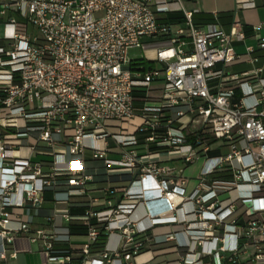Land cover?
Masks as SVG:
<instances>
[{
  "label": "built area",
  "instance_id": "1",
  "mask_svg": "<svg viewBox=\"0 0 264 264\" xmlns=\"http://www.w3.org/2000/svg\"><path fill=\"white\" fill-rule=\"evenodd\" d=\"M172 11L183 21L159 20ZM193 14L180 0H0V264L15 256L10 245L18 236L42 244L45 264L70 261V254L58 253L62 243L79 250L80 264L136 254L145 246L139 239L145 229L131 214L152 201L164 205L146 215L152 226L198 224L185 229L200 248L181 257L183 264L204 256L264 264V69L228 73L231 64L254 62V49L236 53L232 39L244 33L235 25L225 32L217 13L206 23ZM146 39L162 42L150 59L159 68L131 64L128 50ZM258 48L264 49V37ZM135 118L133 131L122 127ZM44 153L51 159L31 158ZM173 156L187 165L203 158L190 190L187 178L164 163ZM121 174L131 178L115 204L109 185L103 196L88 195L99 181ZM48 188L88 195L86 209L80 215L56 209L48 229L32 231L22 209L40 208ZM233 189L235 198L223 204ZM185 204L191 207L179 219L175 213ZM57 216L82 223L86 233L60 238ZM101 231L120 241L93 257Z\"/></svg>",
  "mask_w": 264,
  "mask_h": 264
},
{
  "label": "crops",
  "instance_id": "2",
  "mask_svg": "<svg viewBox=\"0 0 264 264\" xmlns=\"http://www.w3.org/2000/svg\"><path fill=\"white\" fill-rule=\"evenodd\" d=\"M186 10L193 11V20L198 23H206L212 20V14L217 13V20L225 32H230L235 25L244 33V38L238 40L232 39V45L236 53L244 54L248 47L254 49L252 56L256 57L254 62L242 61L229 65L226 69L228 73H243L250 72L254 68L261 67L264 69V49L258 48L260 38L264 37V0H253L255 6L252 8H241L238 5V0H180ZM174 6V5H173ZM179 12V11H177ZM166 14V13H165ZM160 15L159 17L164 16ZM6 18V16H4ZM28 30V28H27ZM32 31L33 28H32ZM31 31V32H32ZM145 60L144 58H141ZM149 61H152L149 59ZM153 62V61H152ZM155 63V62H153ZM264 77V71H262ZM59 138V136H56ZM23 152L26 149L22 150ZM110 156H113L110 154ZM33 161L46 162L51 159L49 154H33L31 156ZM169 159L164 160L168 164ZM91 166L96 162L88 163ZM203 164V163H202ZM209 164V163H208ZM206 164V166L208 165ZM187 165V164H185ZM184 173L183 168L180 171ZM223 174V172H215L213 176ZM127 174L113 175L109 177L108 182L99 181L97 188L90 191V196H103L102 187L109 185L114 189V193L109 197L111 204H115L121 197L122 189L130 180ZM193 179V177H192ZM186 190H190L191 182L187 179L185 186ZM88 195L83 196H68L63 190H52L50 188L44 191V201L40 208L24 207L22 214L29 220L31 230L44 226L49 228L47 224V217L50 216L56 209H67L71 214L80 215L86 209V201ZM190 204H185L182 210H178L175 214L181 219L183 213L189 210ZM164 205L160 201H152L149 203L138 204L131 214V218L137 220L139 228H144L145 231L139 234V237L145 241V246L136 254L130 251H123L119 257L112 258L106 264H183L184 256L190 257L193 252L199 250V245L195 238L192 239L185 229L197 227V223H182V222H167L150 224V220L146 218L149 212H161ZM243 220L242 218H240ZM78 222V221H73ZM65 222L60 216L55 220L54 231L60 238H64L67 232ZM15 225V223H11ZM79 235V234H77ZM171 235V238L167 236ZM150 238V240H148ZM120 238L118 234L112 233L106 235L102 242L103 248L113 249L119 244ZM187 245V248H179L178 244ZM191 248L192 252H191ZM10 250L15 252V256H8L1 264H45L47 262V255L43 250L40 242H31L25 236H18L14 238L10 245ZM97 257V254L91 255ZM196 264H228L227 262H217L215 257L204 256ZM241 262L247 260V256L240 257Z\"/></svg>",
  "mask_w": 264,
  "mask_h": 264
},
{
  "label": "rangeland",
  "instance_id": "3",
  "mask_svg": "<svg viewBox=\"0 0 264 264\" xmlns=\"http://www.w3.org/2000/svg\"><path fill=\"white\" fill-rule=\"evenodd\" d=\"M31 31H32V26L28 25V32H31ZM161 43L162 42L159 39H146L144 40L142 47L130 48L128 50V56L132 60L141 59V58L153 59L155 56V49ZM154 65L156 68L160 67V64L157 62H155ZM138 122H139V119L135 118L132 121H123L121 122V124H122V127L126 128L128 131H133ZM227 151H228V147L226 146L222 147L221 149L222 153H225ZM167 163L171 168H174L175 171H180L183 168L184 173L182 175L191 182V188H192L196 183V180L192 179V177L197 176L202 166L203 158H198L195 162L185 165L186 163H184L181 159H179L178 156H173L169 158ZM223 195L230 196L229 199H226L223 201V204H226L227 202L235 198V190L234 189L230 190L229 192ZM57 210H63V209H57ZM247 249L249 253H252L253 245L249 244Z\"/></svg>",
  "mask_w": 264,
  "mask_h": 264
},
{
  "label": "trees",
  "instance_id": "4",
  "mask_svg": "<svg viewBox=\"0 0 264 264\" xmlns=\"http://www.w3.org/2000/svg\"><path fill=\"white\" fill-rule=\"evenodd\" d=\"M159 20H162L164 22H169V23H178V22L183 21V15L181 12H177V11L167 12L164 16L159 17ZM131 64L135 66H139L137 68H142V69L153 68L155 66L152 61L143 60V59L132 60ZM214 177L227 178L228 174H220ZM66 229H67L66 234L68 235L86 233V227L80 222L71 221L66 225ZM105 236L106 234L101 231L100 236H99V241L91 245V248H90L91 254L95 255L103 250L102 240ZM139 239L142 240L141 237H139ZM57 249H58V253L60 254H70L71 255L70 261L67 262L66 264H80L83 259V255L79 252V250L70 249L65 243L59 244V247Z\"/></svg>",
  "mask_w": 264,
  "mask_h": 264
}]
</instances>
